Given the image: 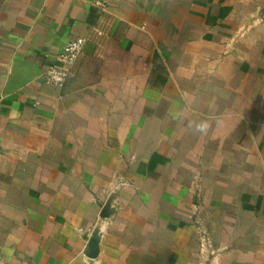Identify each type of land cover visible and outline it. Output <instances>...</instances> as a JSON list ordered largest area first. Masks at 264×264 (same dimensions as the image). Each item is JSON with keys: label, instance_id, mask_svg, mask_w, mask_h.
<instances>
[{"label": "crops", "instance_id": "crops-1", "mask_svg": "<svg viewBox=\"0 0 264 264\" xmlns=\"http://www.w3.org/2000/svg\"><path fill=\"white\" fill-rule=\"evenodd\" d=\"M107 1L0 0V264H264V0Z\"/></svg>", "mask_w": 264, "mask_h": 264}, {"label": "built area", "instance_id": "built-area-1", "mask_svg": "<svg viewBox=\"0 0 264 264\" xmlns=\"http://www.w3.org/2000/svg\"><path fill=\"white\" fill-rule=\"evenodd\" d=\"M107 2V0H96V4L100 8H106ZM85 41L84 37L71 39L58 56V62L45 70L43 74L44 80L59 87L63 86L73 72V66L82 52ZM116 204H114V207ZM100 222L103 225L108 224V220L102 217Z\"/></svg>", "mask_w": 264, "mask_h": 264}, {"label": "water", "instance_id": "water-1", "mask_svg": "<svg viewBox=\"0 0 264 264\" xmlns=\"http://www.w3.org/2000/svg\"><path fill=\"white\" fill-rule=\"evenodd\" d=\"M111 202H109V207L111 206L110 204ZM103 216H109V213H108V205L104 208V211H103ZM100 239H101V235H100V229L97 228L95 231H94V234L91 238V244H90V252L88 253V255L91 257V258H95L98 254V251H99V242H100Z\"/></svg>", "mask_w": 264, "mask_h": 264}]
</instances>
